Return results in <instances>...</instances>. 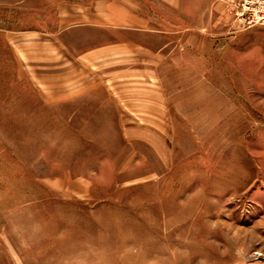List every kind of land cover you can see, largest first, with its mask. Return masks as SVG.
Instances as JSON below:
<instances>
[{
    "label": "rangeland",
    "instance_id": "374dc122",
    "mask_svg": "<svg viewBox=\"0 0 264 264\" xmlns=\"http://www.w3.org/2000/svg\"><path fill=\"white\" fill-rule=\"evenodd\" d=\"M64 1L0 0V264H264V25L184 0L193 32L148 56L4 43Z\"/></svg>",
    "mask_w": 264,
    "mask_h": 264
},
{
    "label": "crops",
    "instance_id": "0c3cea01",
    "mask_svg": "<svg viewBox=\"0 0 264 264\" xmlns=\"http://www.w3.org/2000/svg\"><path fill=\"white\" fill-rule=\"evenodd\" d=\"M156 3L157 6L147 0L64 1L57 5L58 28L54 37L51 35V38H45L48 35L41 31H33L31 35L26 36L27 41L21 36H9L10 32H5L2 36L4 43L17 53L26 43L35 49L54 47L56 40H61L60 38L74 31L98 28L114 34V38L108 44L105 43L98 48L110 50L118 62L119 59L122 60L125 54L124 48L128 45L137 46L142 52L140 55L148 56L153 50L149 44L150 40L164 39L169 42L170 36L175 33L171 28L177 29L178 32L194 30L191 23L181 19V16H185L187 12L184 0H157ZM171 11L174 13L172 14ZM205 12L212 16L211 8H207ZM123 33H132L135 38H124ZM93 49L90 48L88 51ZM86 52L84 51L85 54Z\"/></svg>",
    "mask_w": 264,
    "mask_h": 264
},
{
    "label": "built area",
    "instance_id": "2783aa9c",
    "mask_svg": "<svg viewBox=\"0 0 264 264\" xmlns=\"http://www.w3.org/2000/svg\"><path fill=\"white\" fill-rule=\"evenodd\" d=\"M236 15L242 25H264V0H244L240 13Z\"/></svg>",
    "mask_w": 264,
    "mask_h": 264
}]
</instances>
